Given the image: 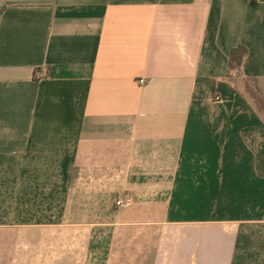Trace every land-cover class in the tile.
Masks as SVG:
<instances>
[{"label":"crops","instance_id":"1","mask_svg":"<svg viewBox=\"0 0 264 264\" xmlns=\"http://www.w3.org/2000/svg\"><path fill=\"white\" fill-rule=\"evenodd\" d=\"M0 264H264V0H0Z\"/></svg>","mask_w":264,"mask_h":264},{"label":"trees","instance_id":"2","mask_svg":"<svg viewBox=\"0 0 264 264\" xmlns=\"http://www.w3.org/2000/svg\"><path fill=\"white\" fill-rule=\"evenodd\" d=\"M247 55L248 50L244 46H239L232 50L230 55V72L232 71L239 75Z\"/></svg>","mask_w":264,"mask_h":264},{"label":"built area","instance_id":"3","mask_svg":"<svg viewBox=\"0 0 264 264\" xmlns=\"http://www.w3.org/2000/svg\"><path fill=\"white\" fill-rule=\"evenodd\" d=\"M139 83L141 85H144L145 81L144 80H141ZM122 204H123L122 202L117 203L118 206H121Z\"/></svg>","mask_w":264,"mask_h":264},{"label":"rangeland","instance_id":"4","mask_svg":"<svg viewBox=\"0 0 264 264\" xmlns=\"http://www.w3.org/2000/svg\"><path fill=\"white\" fill-rule=\"evenodd\" d=\"M251 86H252L253 88H257L256 85H254V84H251ZM252 90H253V89H252Z\"/></svg>","mask_w":264,"mask_h":264}]
</instances>
